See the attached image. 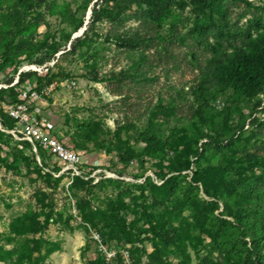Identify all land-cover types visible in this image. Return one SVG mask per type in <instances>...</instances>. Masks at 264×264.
Segmentation results:
<instances>
[{
	"label": "rangeland",
	"instance_id": "374dc122",
	"mask_svg": "<svg viewBox=\"0 0 264 264\" xmlns=\"http://www.w3.org/2000/svg\"><path fill=\"white\" fill-rule=\"evenodd\" d=\"M115 1L107 19L101 0H0V246L20 264H264V93L218 83L210 50L264 31V0H213L224 19ZM34 92L39 122L92 177L70 180L9 133L5 105Z\"/></svg>",
	"mask_w": 264,
	"mask_h": 264
},
{
	"label": "trees",
	"instance_id": "16d2710c",
	"mask_svg": "<svg viewBox=\"0 0 264 264\" xmlns=\"http://www.w3.org/2000/svg\"><path fill=\"white\" fill-rule=\"evenodd\" d=\"M184 4V0H178ZM192 6L206 10L220 19H224V12L220 4L213 0H187ZM103 2V4H102ZM111 2L112 5H108ZM101 4L93 9L94 15L99 18L111 19L115 17V8H119L120 5L115 0H101ZM254 33H247L246 40L239 46H233L230 51H220L215 45L210 47L211 50V65L213 68V76L215 80L226 85L235 93L254 96L258 93H264V31L259 29V25L255 23ZM10 44H5V48L8 49ZM97 81V77L94 74L91 79ZM144 141L148 144H154L153 137H146ZM27 145V143H25ZM132 158V154L129 151H124L120 154L119 159L125 163ZM235 185L229 186L226 183H219L218 187L209 186V182H203L201 185L202 192L206 195H210L209 190H223L228 194H231ZM251 200V194L241 196L239 200L234 202L235 212L233 218L238 221L240 218L241 209L249 206ZM162 236V235H160ZM0 264H20V258L14 257L12 252L0 246ZM148 264H153L150 260Z\"/></svg>",
	"mask_w": 264,
	"mask_h": 264
},
{
	"label": "built area",
	"instance_id": "2783aa9c",
	"mask_svg": "<svg viewBox=\"0 0 264 264\" xmlns=\"http://www.w3.org/2000/svg\"><path fill=\"white\" fill-rule=\"evenodd\" d=\"M52 85H44L40 94L50 93ZM38 92H34L26 99L18 100L12 104L5 105V113L11 119L12 125L9 133L17 140L27 143L32 152L36 155V149L41 148L54 156L61 162L60 173H64L71 180L74 177L88 179L93 172L82 168L77 154L70 148L59 142L51 132L38 120L40 114L38 106L33 103L38 98Z\"/></svg>",
	"mask_w": 264,
	"mask_h": 264
}]
</instances>
